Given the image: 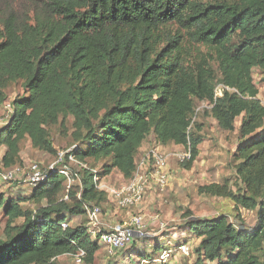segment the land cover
Wrapping results in <instances>:
<instances>
[{
  "label": "trees",
  "instance_id": "obj_1",
  "mask_svg": "<svg viewBox=\"0 0 264 264\" xmlns=\"http://www.w3.org/2000/svg\"><path fill=\"white\" fill-rule=\"evenodd\" d=\"M256 68L264 74V0H0V105L10 85L24 89L0 126L3 165L21 162L26 139L56 153L55 125L71 122L74 142L66 162L47 168L29 195L0 193V264H59L80 251L93 264L102 233L93 237L84 222H70L108 199L97 178L116 169L129 180L152 135L161 145L189 147L183 164L191 168L203 141L191 131L193 118L204 100L223 130L234 131L238 117L241 123L236 181L199 192L257 209L259 222L249 228L223 212L187 213L181 228L201 238L195 264H264V104ZM70 156L103 161L101 170L82 169L68 185L62 170L74 179Z\"/></svg>",
  "mask_w": 264,
  "mask_h": 264
},
{
  "label": "rangeland",
  "instance_id": "obj_2",
  "mask_svg": "<svg viewBox=\"0 0 264 264\" xmlns=\"http://www.w3.org/2000/svg\"><path fill=\"white\" fill-rule=\"evenodd\" d=\"M254 79L259 87V98L264 104V74L258 68L254 69ZM6 93L7 100L0 105V118L2 119L0 126L6 122L13 112L11 102L16 96L23 95L24 89L21 83H14L8 87ZM210 109V107L199 103L193 118L191 131L198 130L197 133L203 139L199 145L200 154L193 166L188 169L177 158H170L168 184L160 189L150 179L144 200L139 205L122 208L111 196L108 191L109 188H119L128 182L118 170L115 169L111 174L97 180L100 188L108 192V199L98 205L101 208L99 221L90 224L87 211V214L83 216L73 217L70 224L84 222L95 233H92V236L95 237L97 233L110 231L116 225L129 223L135 216H142L145 235L142 239L137 238L138 240L135 237L131 244L113 255L102 244L93 264H145L144 260L149 261V264H159L156 259L165 250L172 252V260L176 264H195L197 261L195 248L200 243L201 238L181 228L187 219L185 218L187 213H191L192 217L206 218L223 212L229 216L231 222L238 225L242 222L250 228L258 224L257 209L238 207L230 199L211 197L199 192V188L203 185L223 183L226 179H230L232 182L236 181L233 169V154L239 144L238 131L241 117L236 119L234 131H226L219 127L217 121L211 115ZM50 131L57 152L53 154L45 152L35 148L30 139L24 140L20 152L21 162L13 166L15 168L19 167L21 172L16 178L0 183V193L4 192L14 197L27 196L34 187L31 184L29 170L33 163L47 169L49 166L61 162V156H63V161L66 162L65 155L74 147L71 136L73 131L71 122L63 127L56 125L50 127ZM154 148L164 153H182L186 150L184 146L173 143L158 144L152 135L141 148L137 161L145 157ZM5 149L6 144L3 143L0 146V157H2ZM76 160L78 161L75 157L73 159L70 157L67 160V166L70 168L69 172L74 175L71 183L80 181L82 169L91 168L94 171H100L103 163V161L87 158L80 160L85 165L84 167ZM64 184L66 183L64 182ZM179 244H186L188 252L183 253L179 250ZM157 245H161L162 249L156 250L155 246ZM140 252L147 253L148 257H140ZM74 256L73 254H65L58 257L57 260L59 264H78ZM80 264L90 263L82 262ZM204 264L218 263L206 261Z\"/></svg>",
  "mask_w": 264,
  "mask_h": 264
},
{
  "label": "built area",
  "instance_id": "obj_3",
  "mask_svg": "<svg viewBox=\"0 0 264 264\" xmlns=\"http://www.w3.org/2000/svg\"><path fill=\"white\" fill-rule=\"evenodd\" d=\"M203 105L212 108L213 103L210 101H202ZM11 105V104H10ZM12 108V106H11ZM13 110V109H12ZM11 116V115H10ZM10 116L3 124L7 123L10 119ZM0 118V122H1ZM1 124V125H3ZM186 148V147H185ZM73 159V156H70ZM175 157L179 161L184 162L191 158L190 148L182 153H164L157 148L152 149L148 154L143 157L141 160L136 162V170L133 176L128 180L126 184L119 188L111 187L108 189L111 196L115 199L117 204L122 207H133L139 205L143 202L145 193L148 189V183L152 179L160 189H163L169 182V160L170 158ZM63 159V156L60 157V160ZM77 161V160H76ZM81 166L85 165L80 162ZM56 164L49 166L48 168H54ZM13 168V169H12ZM31 173V184L33 186L37 185L40 181L45 179L46 170L43 169L39 164L33 163L30 166ZM21 170L19 167H4L2 163V157H0V183L10 181L20 174ZM62 172L67 176L68 185L72 182V177L66 170ZM99 178H97L98 180ZM98 187L100 188L99 184ZM102 189V188H100ZM105 190V189H104ZM101 215V208L98 205H94L88 208V218L90 224H95L99 221ZM67 224L64 223L63 226ZM89 230L91 233H94L90 227ZM95 234V233H94ZM145 235V226L143 223L142 216H135L129 223L124 225H116L110 231L104 232L101 234L100 241L108 249L110 254H114L117 251L127 247L131 244L135 237H143ZM183 253L188 252V246L182 244L178 248ZM172 252L165 250L158 259H156L159 264H176L172 260ZM84 251H80L75 254V261L80 264L83 262ZM156 260H154L156 262ZM145 264H149V261L144 260Z\"/></svg>",
  "mask_w": 264,
  "mask_h": 264
}]
</instances>
